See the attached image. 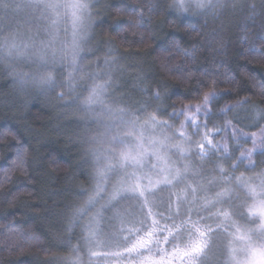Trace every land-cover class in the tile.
Listing matches in <instances>:
<instances>
[{
  "label": "rangeland",
  "instance_id": "1",
  "mask_svg": "<svg viewBox=\"0 0 264 264\" xmlns=\"http://www.w3.org/2000/svg\"><path fill=\"white\" fill-rule=\"evenodd\" d=\"M6 1L13 30L0 33V44L9 47L0 63L11 74L15 61L14 87L63 91L66 112L85 128L81 163L92 165L97 185L81 196L84 204L73 216V233L87 246L88 261L81 264H264V175L241 179L217 162L210 150L218 151V130L202 123L211 96L177 113L180 127L171 132L159 111L125 92L118 59L94 50L91 26L102 0H0L7 11ZM222 1L173 5L183 14ZM189 126L197 136L191 144ZM233 132L243 138L236 146L249 165L264 150V127ZM218 145L227 149V143ZM139 214L144 217L131 220ZM57 264H80L79 257Z\"/></svg>",
  "mask_w": 264,
  "mask_h": 264
},
{
  "label": "trees",
  "instance_id": "2",
  "mask_svg": "<svg viewBox=\"0 0 264 264\" xmlns=\"http://www.w3.org/2000/svg\"><path fill=\"white\" fill-rule=\"evenodd\" d=\"M173 1L102 0L91 26L94 50L118 59L125 92L159 111L171 132L181 122L177 113L211 96L202 123L218 130V151L207 149L217 153L226 174L264 175V150L249 165L240 161L236 141L243 138L233 132L264 127V0H224L190 6L183 14ZM4 6L2 37L13 30L12 3ZM8 50L0 44V56ZM87 57L93 59L89 52ZM11 66L9 74L0 63V264H57L73 254L86 263L82 234L73 233L81 196L97 185L92 165L81 163L84 125L66 112L63 91L41 94L37 85L17 90L11 80L15 61ZM187 130L188 143L197 141Z\"/></svg>",
  "mask_w": 264,
  "mask_h": 264
},
{
  "label": "snow or ice",
  "instance_id": "3",
  "mask_svg": "<svg viewBox=\"0 0 264 264\" xmlns=\"http://www.w3.org/2000/svg\"><path fill=\"white\" fill-rule=\"evenodd\" d=\"M17 160L22 163V154L20 152L17 153Z\"/></svg>",
  "mask_w": 264,
  "mask_h": 264
}]
</instances>
